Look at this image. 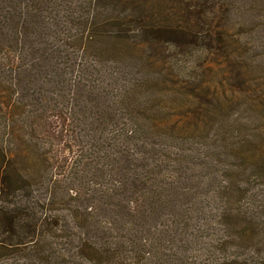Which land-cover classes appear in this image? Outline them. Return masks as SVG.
I'll use <instances>...</instances> for the list:
<instances>
[{
    "label": "trees",
    "instance_id": "16d2710c",
    "mask_svg": "<svg viewBox=\"0 0 264 264\" xmlns=\"http://www.w3.org/2000/svg\"><path fill=\"white\" fill-rule=\"evenodd\" d=\"M217 73L264 74V0H0V264H264V137L163 134Z\"/></svg>",
    "mask_w": 264,
    "mask_h": 264
},
{
    "label": "rangeland",
    "instance_id": "374dc122",
    "mask_svg": "<svg viewBox=\"0 0 264 264\" xmlns=\"http://www.w3.org/2000/svg\"><path fill=\"white\" fill-rule=\"evenodd\" d=\"M218 74L220 73L192 75L185 80L182 78L179 82L182 83L181 86L171 82V85L154 89L155 92L161 88L168 91L164 92L169 102L162 106L165 114L171 116L169 124L176 126L175 130L168 129L163 134L171 135L177 140L171 142L173 146L176 142L179 143V139H189L179 144H184L185 152L193 158H199V162L195 158L194 160L203 165L204 172L206 166L211 172L213 169L210 166L217 161L235 162V152L231 147L238 138L247 145L246 149L252 150L264 137V74L243 77L238 87L235 82L240 78ZM146 86L147 83L144 82L143 88ZM188 86L195 88L194 92L190 91L191 88L187 93ZM258 95H262V98ZM228 96L229 100L233 97L234 102H226ZM172 104L176 105L175 108H171ZM225 110L229 115L225 114ZM178 121H184L182 125L187 124L185 121L189 122L187 131ZM241 124L245 127L238 129ZM245 134H253L255 139L252 136L246 137ZM225 146H229L228 152L233 156L231 159L227 157ZM177 165L181 166L182 161L177 159ZM210 183L208 181V186Z\"/></svg>",
    "mask_w": 264,
    "mask_h": 264
}]
</instances>
